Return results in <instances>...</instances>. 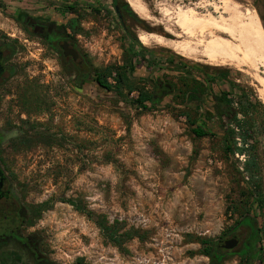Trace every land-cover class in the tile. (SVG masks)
Wrapping results in <instances>:
<instances>
[{
    "label": "rangeland",
    "instance_id": "374dc122",
    "mask_svg": "<svg viewBox=\"0 0 264 264\" xmlns=\"http://www.w3.org/2000/svg\"><path fill=\"white\" fill-rule=\"evenodd\" d=\"M136 1L150 20L126 0L123 4L134 18L122 11L119 18L112 0L65 2L44 17L8 13L0 2V36L22 48L16 80L32 100L35 116L33 144L20 146L10 166L26 201L39 211L32 226L43 253L50 264H211L202 243L213 245L234 228L242 243L264 250V96L255 78L264 77L263 68L242 72L230 65L215 67L201 53L189 50L188 56L174 49L183 41L166 35V28L178 30L179 11L197 8L202 15L229 20L214 12L221 0ZM231 1L239 6L240 22L247 23V13L255 11L264 28V0ZM24 15L59 24L75 21L89 74L109 72L111 89L95 81L82 88L74 85L48 54L39 51L40 41L23 34L19 19ZM141 34L151 38L148 46L134 42ZM159 38L173 45L162 46ZM216 69L230 72L249 99L259 102L252 116L217 121L232 132L236 143L254 121L255 137L248 144L254 147L249 155L258 162L255 179L245 171L246 161L225 150L221 137L193 135L185 98L196 81H204L206 72L217 76ZM119 75L122 84L117 82ZM158 81L173 86L175 94L148 103V109L138 107L140 93L153 94ZM220 89L229 87L223 83ZM232 92L238 99L239 89ZM40 136L54 141L44 143ZM63 199L76 201L109 225L117 224L120 235L138 236L117 247ZM247 218L255 231H262L261 240H250V228L239 225ZM240 251L241 245L221 264H246ZM250 264H259L257 258Z\"/></svg>",
    "mask_w": 264,
    "mask_h": 264
},
{
    "label": "flooded vegetation",
    "instance_id": "af4514ba",
    "mask_svg": "<svg viewBox=\"0 0 264 264\" xmlns=\"http://www.w3.org/2000/svg\"><path fill=\"white\" fill-rule=\"evenodd\" d=\"M120 9L122 13L134 18L124 7L120 6ZM118 15L122 19L121 12ZM19 23L23 34L40 41L37 46L42 49L39 51L48 54L58 70L67 79H72L78 88L96 79L89 74L87 62L79 48L75 21L67 19L66 24H59L52 20L40 21L24 15ZM22 55L20 44L0 36V264H50V260L43 253L42 240L32 226L34 208L26 201L17 175L10 166L14 154L19 152V147L33 144L35 135V116L31 111L33 102L26 90L20 89L16 80L21 74L22 64L19 60H22ZM215 71L217 76L206 72L204 81H196L191 86L189 112L196 113L201 109L202 112L213 114L218 106L227 107L224 100L227 92L230 93L227 99L231 100L232 109L238 110V99H235L232 90L238 88L239 81L231 79L230 72L221 69ZM223 83L229 87L228 90L220 89V84ZM153 88L157 103L175 94L174 87L163 81H158ZM216 88L219 89L218 92ZM217 121V117L211 118L208 125L216 126ZM238 230L219 239L216 249L231 254L241 245L243 250L248 242L242 243ZM235 239L239 242L233 249L226 250L218 246L220 242Z\"/></svg>",
    "mask_w": 264,
    "mask_h": 264
},
{
    "label": "bare ground",
    "instance_id": "6f19581e",
    "mask_svg": "<svg viewBox=\"0 0 264 264\" xmlns=\"http://www.w3.org/2000/svg\"><path fill=\"white\" fill-rule=\"evenodd\" d=\"M126 1L138 15L150 20L142 4L136 0ZM214 12L227 15L229 20L225 17L216 19L213 14L202 15L197 8L179 11L175 22L178 30L166 28V35L183 41L181 47L174 49L188 56V51L194 50L213 65H230L242 72L244 68L252 72H257L259 67L264 70V28L257 13L249 11L246 15L249 21L242 23L239 21V6L231 0H221V7L214 6ZM139 39L145 46L151 42V38L145 34H141ZM156 41L162 46L173 45L161 38ZM255 78L264 96V77Z\"/></svg>",
    "mask_w": 264,
    "mask_h": 264
},
{
    "label": "trees",
    "instance_id": "16d2710c",
    "mask_svg": "<svg viewBox=\"0 0 264 264\" xmlns=\"http://www.w3.org/2000/svg\"><path fill=\"white\" fill-rule=\"evenodd\" d=\"M113 1V5L114 8L117 12V14H119L121 12L120 6L124 7L125 9H127V11H131L128 4H123V0H112ZM144 50V48H143ZM146 51V50H144ZM109 75V72H105V73H99L95 76V83L101 87L104 88L106 90H110L111 87L107 82V77ZM117 82L122 84V77L119 75L117 76ZM239 92H238V101L241 105L240 110L235 111L232 109L231 107V100L227 99L228 96L230 95L229 92L225 93L224 95V100L226 101V105L227 107L224 108V106H218V108L213 112V114H207L205 112H202L201 109H198V112L196 113H191L190 114V125L192 127V132L194 137L196 138H217V137H221L225 150L231 155L234 156L236 154L239 155H246L248 158L245 162L244 165V169L245 171L251 175L252 179H255L256 175H258L259 172V168H258V162L257 159L255 158V156H250L249 154L251 153V149L254 148L253 146H250L248 143L253 141V137H255L254 135V121L251 119V125H249L247 127V129H249L250 131L248 133H246L245 135H242V143L243 146L240 148L237 146V143L233 140L232 137V132L230 130H227L224 126L220 125L219 122L216 126H209L208 122L210 121L211 118L217 117L220 122L222 123L225 119H228L229 121H235L237 119V115L238 114H243L245 117L249 116V115H253L254 113H256V111L258 110V105L259 102L255 99V100H251L249 99V96L246 95V93L240 89V87L238 86ZM191 91V90H190ZM189 91V92H190ZM189 93L185 98V102H184V106L187 108H189L188 104H189ZM148 103H153L156 104L157 100H155L153 94L149 95L146 93H140L139 98L136 100V104L138 105V107H141L143 109H148L147 104ZM242 125V124H241ZM217 127H219V129H217ZM243 125L241 126V132L245 133L244 129H243ZM221 132H218V131ZM39 138L42 139V142L44 143H48L49 140L51 141L52 139L47 137V136H40ZM54 141V140H52ZM248 154V155H247ZM62 203H67L72 205L77 211L82 212L83 214H85L89 219H91L100 229L104 239L117 246V247H121L124 243L131 241L132 239H134V237L138 236L137 233H132V232H127L125 234L120 235L119 234V228L117 226V224H113V225H109V223L106 221L105 218L101 217V216H96L93 213L85 210L84 208H82L81 206H79L77 204L76 201H72V200H65L63 199L61 201ZM34 213L38 214L39 211H35ZM240 226H248L250 228V232H251V238L250 240L257 238L258 240L262 239V231L258 228H255L254 226L251 224L250 219L247 218L245 223H240ZM237 228H234L233 230H231L226 236L228 235H232L235 233ZM225 236V237H226ZM205 248L203 250L204 255H206L207 257L210 258V262L211 264H221L223 262V260L230 256L233 255L231 254H227L225 252H222L218 249H216V242L213 245H210V243L208 241H204L202 243ZM254 244H246L244 249L242 251H240L239 256L243 259H245L246 264H250V262L254 261L256 258L258 260L259 264H264V250L262 248H260V250H256L254 249ZM216 253V254H215Z\"/></svg>",
    "mask_w": 264,
    "mask_h": 264
},
{
    "label": "crops",
    "instance_id": "0c3cea01",
    "mask_svg": "<svg viewBox=\"0 0 264 264\" xmlns=\"http://www.w3.org/2000/svg\"><path fill=\"white\" fill-rule=\"evenodd\" d=\"M2 8L6 12L26 11L27 13L33 12L38 17H44L45 14L57 9V4L65 2H78V0H0ZM41 9L46 12L42 13Z\"/></svg>",
    "mask_w": 264,
    "mask_h": 264
},
{
    "label": "water",
    "instance_id": "95a60500",
    "mask_svg": "<svg viewBox=\"0 0 264 264\" xmlns=\"http://www.w3.org/2000/svg\"><path fill=\"white\" fill-rule=\"evenodd\" d=\"M0 9H1V6H0ZM130 10H131V8H130ZM128 12H129V14L132 17H135V15L133 14L132 10L131 11H128ZM133 40H134V42L136 44H139V42H140L139 37H138V40L137 39H133ZM238 242H239L238 239H235V240H232V241L220 242V243H218V246L221 249L230 250V249H233L235 246H237Z\"/></svg>",
    "mask_w": 264,
    "mask_h": 264
},
{
    "label": "built area",
    "instance_id": "2783aa9c",
    "mask_svg": "<svg viewBox=\"0 0 264 264\" xmlns=\"http://www.w3.org/2000/svg\"><path fill=\"white\" fill-rule=\"evenodd\" d=\"M232 127V126H231ZM236 131H239L238 129H236ZM236 141L238 142L237 143V146L238 147H242V141H241V139H239V138H236ZM236 157H237V159H239L241 162H245L246 160V155H239V154H236Z\"/></svg>",
    "mask_w": 264,
    "mask_h": 264
}]
</instances>
